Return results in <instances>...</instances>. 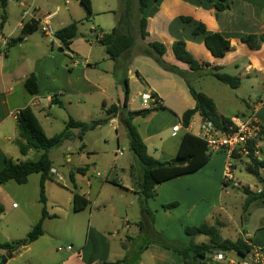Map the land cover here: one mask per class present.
<instances>
[{"label": "crops", "instance_id": "0c3cea01", "mask_svg": "<svg viewBox=\"0 0 264 264\" xmlns=\"http://www.w3.org/2000/svg\"><path fill=\"white\" fill-rule=\"evenodd\" d=\"M90 1L92 16L88 20V22H91L89 30L96 31L95 40L92 41L91 38L87 37V34L83 31L80 32L78 29L80 35L78 39H74L68 49H64L56 38L48 39L44 36L40 32L39 26L43 21H47L55 33L72 22L79 23L78 19L83 18L85 20V13H81L77 9L76 4L72 3L74 0H15V3L12 0H8L5 8V21L3 26L0 25V168L7 158L13 161H27L35 160L41 155V152L36 155L32 153V150H29L26 154L21 153L24 142L20 139L16 126V118L21 111L28 112L42 133L46 137H51L54 134L51 136L47 135L43 121L49 122L48 126H50V123L54 122L51 121L53 114H57L60 117L63 123V130L69 118L84 122L89 117L91 110L102 109L103 117L99 119H103L105 117V108L115 105L122 109L124 90L122 89L123 83L121 86L119 78H115L114 70L116 67L126 74L123 79H127V88L129 90L131 81L128 75L131 69L136 71V79L134 81L140 79L144 85L142 86V91L137 93L134 98L129 99L127 96L126 108H123V110L130 112L142 110L138 95L145 92L155 94L163 107L158 110L153 109L144 118L136 116L133 119V123L146 146L148 155L154 159L161 162L174 159L179 152L181 140L185 134L199 138L197 131L201 118L198 115L193 116L187 130L182 129L175 134L172 132L173 126L177 124L182 126V114L195 106V101L189 93V85L197 93L203 94L214 103L219 116L227 118L236 124L252 119L254 124L258 126L255 139V146L261 152L258 158L264 160V136L261 134L262 130H264V99L258 97L254 105L250 100L249 104L245 103L247 113L235 112L228 114L225 109L220 110L221 107L230 105V100L223 99V96H227L225 89L219 87V85H213V90H215L213 92L208 87V84H212V81L220 83L209 74L208 70L211 67H219L221 71H227L229 68L233 71H240L238 74L231 75L239 79L247 77V83L253 91L258 89L259 82L252 80L251 77L261 79L260 85L264 86V45L259 49H251L240 42V37L243 35L264 34V0H226L228 9L220 12L215 11L213 7V3H216V0H146V6L141 15L146 20L147 36L144 40H141L138 34V0ZM60 5H63V11L66 12L65 15L61 14ZM127 7L130 9V22L127 25L123 24L120 30L122 32L129 31L134 37V44L129 53L123 55L118 61L113 62L109 61L104 51V56H100L93 63L89 62V59H92L93 43L95 42L103 48L97 40L102 33H107L99 26V16L104 14L111 16L112 22L105 26L111 30L117 24L121 15L127 10ZM27 9L34 11L33 17L25 14ZM182 18L188 19V21L184 22ZM33 25H36V30L27 35L20 44L11 47L5 54L4 49L9 39L18 37L24 26L32 29ZM198 25H203L205 32L193 35L192 31ZM214 33L221 34L230 43L229 51L222 58H213L203 44L204 36ZM80 41L85 43L87 50L84 51L78 48L79 43L77 42ZM176 41H183L186 49L199 63L209 65V67L203 68V75L197 76L189 70L187 65L178 62L173 57L170 46ZM153 42H159L166 47L162 60L167 65L180 70L184 77L162 69L150 57L143 55V50L146 46ZM244 58L245 60L243 61ZM104 64H106V67ZM31 74L36 77L38 89L37 94L34 96L27 93L23 87L25 78ZM252 84H257V86L253 87ZM82 98L85 102L81 105ZM132 103L137 104L138 107L132 108ZM103 104L105 108H103ZM79 105L81 106L75 112V117L72 114V109L74 106ZM56 108L63 110V115L58 114ZM161 120L162 122H160ZM174 120L177 123L173 124L169 129V124ZM109 123L116 124V132L118 127L122 126L118 117L111 119ZM76 135H78L77 129L72 131V136ZM210 155L209 161L198 171L180 176L174 180L187 178V187L178 188L177 192V195L192 199L185 210L184 221L187 225L198 226L206 223L213 226L218 223L219 235L224 239L220 234V230L225 228L222 215H227L226 209L220 203L223 191L219 192V197L214 198L213 203L210 205L207 200H203L204 198L207 199L205 191L209 189V184L211 183L215 186L221 183L223 188L229 184L234 188H239L240 185L237 184V187L233 186V183H236L234 180L223 181V153L217 152ZM34 157L36 158L34 159ZM114 157L116 159L118 155L115 154ZM242 157L248 160V164L250 163L246 156L237 155L234 159ZM92 158H87L85 162H82V167H76L73 169L74 171L70 170L74 175L75 189L70 190L63 185L68 192L65 198L63 196L66 207L65 215L58 217L55 212H50L49 216L43 220L42 236L46 235L44 229L48 222L62 219L66 222L65 232L70 238L66 240V247L70 245L76 246V248L74 246L73 248L71 247L72 250L69 252L62 251L64 256L57 264L113 263L127 256L126 245L124 244L118 245V248H112L111 242L104 246L103 244L99 245L100 240L104 239L102 233L109 230L102 229V232L98 230L100 228L93 225V216L95 211L101 206H109L113 209V202L116 199L128 198L127 207H131L135 203L138 204L141 172L137 173L136 167L130 166L127 170H121L124 174L122 177L102 180L95 173V168L89 167L93 165ZM70 160V156H68L67 162ZM77 169H82V172H76ZM39 181L40 174H32L28 177L25 184L19 185L22 186L20 187V192L24 195L22 199L23 213L29 209V212H31L35 208V212H31L30 219L26 217L29 223L27 225L28 231L35 225L41 215L42 205L39 202ZM47 181L45 182L46 207L54 210L53 207L55 206L61 207L60 201L62 200L58 199V196L53 198L52 191L49 190L51 189L52 181ZM69 182L73 186L70 180ZM166 182L158 184L155 188L157 196L147 201L150 212L153 210L158 213L161 210L167 214L168 211L164 210L162 206L174 201L172 193L175 188L168 187V185H165ZM27 184H29V187H27ZM2 186L4 184L0 187ZM255 187L256 189L253 186L248 187L249 191L259 193L262 190V186L258 182H256ZM241 188L243 189V187ZM73 192L88 201V206L80 212L73 211ZM111 192L114 196H108ZM28 194L31 195V198H28ZM204 202L207 207L203 205ZM259 203H264V198L253 201L252 205L257 206ZM36 204L39 209L38 207L36 208ZM80 214L87 216L86 238L83 243L78 242V237L85 229ZM139 215L141 218L145 215L148 216L141 208L139 209ZM259 217H261L259 219L260 222L252 230L254 231V236L249 237L248 234L242 232L238 233V238H241L244 243L250 246L251 250H259L264 255V215L261 214ZM184 221L175 219L171 226L168 225L167 230L174 226L180 230L182 226H186ZM113 222H115V217H113ZM124 223L125 225L129 223L127 217L124 219ZM139 228L140 231H143L142 223L139 224ZM160 232L161 234L159 235L164 240L176 241L175 239H177L182 244L192 242L195 245H199L206 244L209 241L208 237L203 236L207 240L198 242L201 240L199 237L202 235L189 238L186 235H180V232H178L177 236L169 235L165 229L160 230ZM113 235H115V232L111 234V236ZM238 238L231 241H235ZM93 241L94 247H90ZM31 244L12 254H17L20 250H29ZM142 247V250L138 251L137 260L134 264H182L179 256L158 244L150 243ZM249 253L241 256L236 252H231L224 255L221 261L215 259V254L206 256L203 259L197 258V262L198 264H242L248 258ZM229 254L235 255L240 260L236 262L235 259L229 257Z\"/></svg>", "mask_w": 264, "mask_h": 264}, {"label": "trees", "instance_id": "16d2710c", "mask_svg": "<svg viewBox=\"0 0 264 264\" xmlns=\"http://www.w3.org/2000/svg\"><path fill=\"white\" fill-rule=\"evenodd\" d=\"M80 6L85 12V20H89L92 16L91 1L90 0H77ZM139 1V20H138V34L141 40H144L147 36L146 32V20L141 16L142 12L146 6V0ZM8 0H0V17L1 26H3L5 21V8ZM128 4V3H127ZM215 11H224L228 9L226 0H216L213 3ZM130 9L127 10L117 21V24L107 33H102L101 37L98 38L97 42L104 48L107 58L113 62L118 61L123 55H126L131 50L134 44V37L128 32H122L120 27L130 22ZM184 22L188 19L182 18ZM36 30V25H33L32 29L28 26H24L20 35L15 38L9 39L4 51L5 54L8 50L20 44L24 38L31 34V32ZM205 32V27L203 25L196 26L192 34H202ZM78 23L72 22L67 26L57 30L55 32V38L59 41L61 47L68 49L71 42L78 38ZM240 42L247 45L251 49H259L264 45V34L259 35H243L240 37ZM203 44L205 49L210 53L213 58H222L230 49L229 40L225 39L221 34L214 33L204 36ZM170 51L173 57L180 63L187 65L189 70L194 74L203 75V68L209 67L208 64L199 63L191 53L186 49L185 43L183 41H176L170 46ZM166 52V47L159 43L153 42L146 46L143 50V55L150 57L158 66L162 69L175 73L181 77H184L183 73L167 65L163 60L162 56ZM209 74L214 77L218 82L226 85L232 90H236L240 87V79L238 77L221 72L219 67H211ZM125 85V95L123 108H126L128 88L127 79H124ZM23 87L27 93L34 96L37 94V82L36 77L31 74L25 78ZM189 93L195 101V106L193 109L185 111L181 116V125L183 128H188L193 116L198 115L201 120L211 122L214 127L221 131L226 132L228 127L231 125V121L227 118L221 117L217 114L214 103L206 98L203 94L197 93L191 86L188 85ZM151 96L155 99V103H152L149 109H142L138 112H130L120 109L115 105H111L105 108L103 104L105 117L103 119L94 120L91 122H79L72 118H69L65 124L64 129L51 137H46L35 120L29 116L28 112H19L16 118V126L20 139L24 142L21 148V153L26 154L29 150H36L41 152V155L35 160L27 161H13L11 159H5L3 166L0 168V186L9 182L14 181L18 185L25 184L28 177L32 174H40L39 181V202L42 205L41 215L39 220L27 233L24 240L16 241L14 244H0V249L8 250L12 253L18 251L19 249L25 248L29 244L35 242L40 236H42L43 230V220L49 215L46 211V197H45V182L50 179L49 174L52 168L51 162L48 157L49 151L54 148L59 147L65 141L69 140L72 136V131L77 129L78 136L84 135L86 132L95 130L101 125L107 124L111 119L118 117L120 124L126 131L129 149L135 156L138 166L141 172L140 185L138 189V204L146 214H150L147 206V201L154 199L156 195V186L163 182L174 180L180 176L189 175L198 171L203 165H205L211 155L207 152L205 143L199 138L185 134L181 140L179 147V152L177 156L170 160L161 162L147 153L146 146L137 130V127L133 123V119L136 116L146 117L150 112L155 109H162V105L159 103V99L153 93ZM264 136V130L261 132ZM246 148L248 150V159L250 163L247 165V171L251 173L257 180V182L262 186V190L259 193H252L247 187L242 189L243 193L246 195L244 201V209L248 206L250 202L264 198V160H258L254 156L255 143L248 141ZM233 154V159L236 157ZM231 168L233 165L231 164ZM78 173L82 172V169H77ZM73 173H69V180L72 183V189H75ZM73 211L80 212L88 206V201L83 197L79 196L76 192H73L72 196ZM178 204L176 202L162 206L166 211L176 208ZM184 234L189 238L196 236H206L209 238L208 243L195 245L192 242L187 244H181L176 241H166L160 235L152 238L146 245L150 243H155L164 249L172 251L182 261V264H198L197 258L203 259L206 256H211L215 254H226L231 252H236L243 256L244 254L251 251V247L248 246L241 238L235 241L228 239H222L219 235L218 223L210 226L206 223H202L198 226H187L184 228ZM143 247L139 249V252ZM101 264H129L128 258L124 257L119 261L113 263H101ZM134 264V263H133Z\"/></svg>", "mask_w": 264, "mask_h": 264}, {"label": "rangeland", "instance_id": "374dc122", "mask_svg": "<svg viewBox=\"0 0 264 264\" xmlns=\"http://www.w3.org/2000/svg\"><path fill=\"white\" fill-rule=\"evenodd\" d=\"M15 3V0H12ZM77 9L83 13L84 10L80 6L77 0H74ZM61 6V14L66 12L63 11V5ZM31 11H33L31 9ZM34 12V11H33ZM85 13V12H84ZM78 14V12H77ZM76 14V15H77ZM137 16H139L137 10ZM98 22L100 23V28H102L105 32H109V27H105L112 22V18L109 14H104L99 16ZM78 29L87 34V37L91 38L92 41L95 40L96 31H90L89 27L91 26V22L83 20V18L78 19ZM83 26V27H82ZM98 32V31H97ZM49 39V38H48ZM78 39V38H77ZM77 41V40H76ZM78 48L81 50H87V46L84 42H77ZM92 59H89V62L93 63L95 60L99 59L100 56H104V50L97 43H93L92 45ZM245 58L243 59V61ZM111 61V60H109ZM111 63V62H107ZM106 67V64H104ZM115 78H119L121 82L122 89L124 90L125 95V85H124V72L119 70L117 67L115 68ZM226 74H238L240 71H233L231 68L227 69V71H221ZM235 72V73H234ZM132 75V77H130ZM128 77L130 78L131 85L130 90L128 89V97L134 98V96L142 91L143 83L140 79H136V71H130ZM252 80H257L259 82V87L257 90H251V87L247 83L248 78H241V85L238 89L232 90L229 87L212 81V84H208V87L211 91L213 90V85H219L225 89L227 96H223V99L230 100V105L227 107H221L220 110L225 109V112L228 114H233L235 112H245L247 113V108L245 107V103L249 104V100L254 105L256 104V99L261 97L264 99V86L260 85L261 79L252 78ZM116 80V79H115ZM141 86V87H140ZM207 86V85H206ZM253 87H256L257 84H252ZM144 90V89H143ZM230 96V97H229ZM139 100V95H138ZM85 102V100L81 99V105ZM79 106L73 107V116L76 117V111ZM56 107V106H55ZM132 108H137V104H131ZM58 114L63 115L64 111L59 110ZM79 110V109H78ZM102 109L97 108L91 110L89 113V117H87L84 122L88 123L91 120L99 119L103 117ZM54 121L52 124L46 121H43L45 131L48 136L55 135L60 132L63 128V123L60 117L56 114L52 115ZM162 122V120L160 121ZM164 122V120H163ZM177 121L174 120L169 124V129L173 124H176ZM116 124L107 123L101 125L99 128L86 132L84 135H76L71 136V138L65 141L62 145L57 148L52 149L48 153L49 160L51 162L52 168L63 178L62 181H56V179L51 177L48 181H52L51 190L53 194V198L61 199L60 206L61 207H53L54 210H50L49 207H46V211L49 214L50 212H55V214L59 216L65 215V197L68 195L67 189L73 190L72 186L69 182V172L70 170L75 169L76 167H82V162H85L87 158H92V164L89 167L95 168V173H97L102 180H106L107 178L116 179L122 177L124 174L121 170H127L130 166L136 167L137 173H139L140 168L138 166V162L135 156L129 149L128 138L125 129L123 126H119L116 132ZM84 136V137H83ZM121 152V155L115 159L116 150ZM34 154H38L40 152L36 150H32ZM70 156V161L67 162V157ZM83 156V158H82ZM36 157H34L35 159ZM248 160L244 157L239 159H233L231 164L233 165V176L234 182L240 185L239 188L232 187L231 184L226 185L224 188L221 186V183L218 185H213V183L209 184V189L205 191L207 195L208 204L213 203V199L219 197V192H222L220 203L226 209L227 215H222L225 222V228L220 230V234L224 239L233 240L238 238L239 234L245 232L249 237L254 236V231H252L257 223H259V217L261 214L264 215V203H259L257 206L252 205V202L248 204V206L244 209V201L246 195L243 193L241 187H255L256 178L247 171V163ZM224 165V161H223ZM74 171V170H73ZM54 179V180H53ZM47 181V182H48ZM187 178H179L178 180H172L166 182L165 185L168 187H174L175 191L172 193L174 196V201H171L167 204L176 202L178 206L172 210H169L167 214L165 212L159 210L158 213L151 210L148 216H144L143 218L139 215V206L135 203L131 207H127V200L116 199L113 202V209L109 206H101L95 211L93 216V225L98 230H109L108 232L102 233L103 238L99 242V245H106L108 242L112 245V248L117 247L120 244L126 245V252L129 264H133L137 260L139 249L149 242L155 236L161 234L160 230H166L169 235L177 236L178 232L180 235L184 234V228L187 225L185 220V210L188 205H190L189 201L192 199L183 196L177 195L178 188H186L187 187ZM256 181V182H255ZM29 187V184H27ZM66 187L64 188L63 187ZM20 187L14 181H9L4 184V186L0 187V244L8 243L14 244L16 241L24 240L27 236L28 231L27 225L29 224L27 218L30 219L33 211L35 212V208L32 209V213L26 211L23 213L22 209V199L24 195L20 192ZM248 188V189H249ZM66 189V190H65ZM109 189V188H108ZM111 191V190H110ZM29 195V194H28ZM64 196V198H63ZM108 196H114V194L109 193ZM31 198V195L28 196ZM182 198V199H181ZM166 204V205H167ZM37 205V204H36ZM204 206L207 207V204L204 202ZM164 206V205H163ZM39 206L37 205L36 208ZM209 207V206H208ZM113 212V213H112ZM85 213V212H83ZM27 217V218H26ZM84 230L78 237V242L83 243L86 238V224H87V216L81 215ZM113 217H115V222H113ZM127 217L129 223L125 225L124 219ZM175 219L183 220L186 223V226H182L179 230L176 226L167 230L168 225L171 226ZM143 224V231H140L139 224ZM66 222L62 219L60 220H52L48 222L47 226L44 229L46 233L45 236H42L38 241L31 244L30 249L27 251L20 250L17 254H12V252L8 250L0 249V260L7 259L8 261L5 264H57L64 256L63 252H57L58 247L65 248L67 243L66 240L70 239L66 235L65 232ZM160 229V230H159ZM102 232V231H101ZM115 232V235L111 236ZM175 238V237H174ZM201 240L198 242H205L207 239L203 236L199 237ZM166 239V238H165ZM168 240V239H167ZM176 242L181 243L179 240L175 239ZM76 248L75 245H70ZM94 247V241L91 242L90 247ZM19 251V250H18ZM16 251V252H18ZM228 254V253H226ZM226 254H223L226 255ZM229 257L235 259L237 262L238 257L235 255L229 254ZM147 263V260H146Z\"/></svg>", "mask_w": 264, "mask_h": 264}, {"label": "built area", "instance_id": "2783aa9c", "mask_svg": "<svg viewBox=\"0 0 264 264\" xmlns=\"http://www.w3.org/2000/svg\"><path fill=\"white\" fill-rule=\"evenodd\" d=\"M26 15H32L33 11L30 9L26 10ZM32 15L31 17H33ZM40 32L47 38L54 39L55 33L51 25L47 21H43L39 26ZM139 101L142 109H149L152 103H155V99L150 93L145 92L139 94ZM190 126V124H189ZM189 128V127H188ZM188 128H183L179 124L172 127L173 134L180 130H187ZM258 132V126L254 124L252 119H247L246 121H241L238 124L231 122L226 132H221L217 130L214 125L209 121L201 120L198 126L197 136L205 143L207 152L209 154L222 152L224 155V173L223 181L229 182L233 181L234 177L232 174L231 161L233 160V154L248 156V150L246 145L248 141L255 143L256 133ZM259 148L255 146L254 156L258 160L260 157ZM117 155H121V152L117 150ZM50 176H54L57 181H61L62 177L54 170L50 169ZM97 176H99L97 174ZM233 186L237 187V183H233ZM71 246L65 248L58 247L57 252L71 251ZM215 259L221 261L223 259L222 254H216ZM242 264H264V255L259 250L252 249L249 253L248 258Z\"/></svg>", "mask_w": 264, "mask_h": 264}, {"label": "water", "instance_id": "95a60500", "mask_svg": "<svg viewBox=\"0 0 264 264\" xmlns=\"http://www.w3.org/2000/svg\"><path fill=\"white\" fill-rule=\"evenodd\" d=\"M6 261H7V260H6L5 258H4V259H1V260H0V264H5Z\"/></svg>", "mask_w": 264, "mask_h": 264}]
</instances>
